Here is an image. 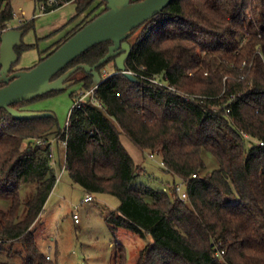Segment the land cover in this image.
<instances>
[{
  "label": "trees",
  "instance_id": "16d2710c",
  "mask_svg": "<svg viewBox=\"0 0 264 264\" xmlns=\"http://www.w3.org/2000/svg\"><path fill=\"white\" fill-rule=\"evenodd\" d=\"M71 2L74 18L102 9L53 44L38 63L106 11L101 0H58L45 13ZM12 18L11 1L0 0V32ZM125 41L130 45L126 71L141 83L116 73L114 58L109 59L96 69L100 75L106 65L114 69L101 76L94 92L97 104L87 100L73 111L67 132L55 118L21 121L0 109V199L10 203L0 210V257L19 244L23 264H56L37 250L31 234L56 184L49 158V140L55 139L56 146L66 140L63 166L73 184L87 195L119 200L104 219L111 233L121 228L151 239L136 264H264V0H174ZM34 46L21 44L14 51L19 57ZM109 46H93L54 79L77 65L93 66ZM153 78L165 86L152 83ZM68 81L88 91L92 76L80 69ZM60 92L11 107L24 110ZM185 96L194 98L186 101ZM121 135L142 153L160 158L164 171L182 183L185 202L174 181L167 192L132 188L140 168ZM39 139L41 146L35 144ZM204 152L218 169L201 176ZM30 184L35 191L22 202L21 188ZM114 263L126 264L119 244Z\"/></svg>",
  "mask_w": 264,
  "mask_h": 264
},
{
  "label": "rangeland",
  "instance_id": "374dc122",
  "mask_svg": "<svg viewBox=\"0 0 264 264\" xmlns=\"http://www.w3.org/2000/svg\"><path fill=\"white\" fill-rule=\"evenodd\" d=\"M13 18L7 23V29H18L25 24L31 27L21 36V44L35 45L32 49L24 51L18 57L14 68L29 70L34 67L40 57L58 40L61 41L83 21L91 19L101 9L95 10L86 17V14L74 18L76 15L75 3L71 2L62 7L43 13L34 0H10ZM96 2L94 6L97 4ZM67 24L63 27L64 23ZM68 25V26H67ZM69 26L70 29H65ZM63 27V28H62ZM61 29V30H58ZM104 74H112V65H106ZM58 78V77H57ZM80 90V85H70L58 94L33 101L24 110L32 112H48L53 115L57 127L62 130L67 120L68 112ZM71 93L74 100H71ZM123 147L132 160L140 168L139 177L132 182V188L141 186L153 190L168 191L173 181L179 182L167 174L160 166V158H150L147 153L138 150L131 141L121 135ZM249 141V140H248ZM255 143V141L249 142ZM248 143V146L250 145ZM53 153L57 165H53L55 176L61 173L59 181L55 184L38 219L32 226L31 234L37 250L51 262L56 264H115V245L123 247L126 256V264H136L139 252L152 242L149 237L142 239L128 231L118 228L114 233L106 226L104 219L119 206V200L110 195L92 194L91 202L82 201L86 193L73 184L68 173L61 168L65 160V151L59 144H53ZM205 169L201 176L218 169L216 160L208 153L202 154ZM35 185L30 184L21 188L20 199L25 201L32 197ZM144 201L149 203L148 198ZM9 201L0 199V210L9 208ZM78 206L77 209L75 207ZM23 211L20 208L19 214ZM76 213L79 223L75 224L72 214ZM11 252H3L0 260L9 264H23L24 255L22 247L14 244Z\"/></svg>",
  "mask_w": 264,
  "mask_h": 264
},
{
  "label": "water",
  "instance_id": "95a60500",
  "mask_svg": "<svg viewBox=\"0 0 264 264\" xmlns=\"http://www.w3.org/2000/svg\"><path fill=\"white\" fill-rule=\"evenodd\" d=\"M106 4V11L82 27L68 40L62 43L51 55L29 70H15L18 56L14 49L21 45L22 30L7 29L0 35V109L5 110L14 119L30 121L54 118L48 112L15 110L11 106L30 101L53 91H63L71 85L68 79L78 70L92 76L91 88L102 82L97 68L114 58L117 72L130 82L141 81L126 71L125 61L130 53V45L125 41L131 31L158 15L174 0H101ZM110 43L107 54L93 66L77 65L58 78L54 77L69 63L95 45Z\"/></svg>",
  "mask_w": 264,
  "mask_h": 264
},
{
  "label": "built area",
  "instance_id": "2783aa9c",
  "mask_svg": "<svg viewBox=\"0 0 264 264\" xmlns=\"http://www.w3.org/2000/svg\"><path fill=\"white\" fill-rule=\"evenodd\" d=\"M58 0H47L46 2L44 3H39L37 4V6L39 7V10L42 11L43 13H45V10H46V7L48 6H52L53 4H56ZM65 4H68V3H65ZM63 4V5H65ZM7 30V29H6ZM5 31V30H4ZM4 31H1L0 33L2 34ZM257 54L262 57L261 55V50L258 49L257 51ZM130 73V72H129ZM132 74V73H131ZM106 74H104L103 76H105ZM134 76H136L135 74H133ZM137 77V76H136ZM152 83L156 84V85H159V86H165L164 83L160 82L159 81V78H153L152 80ZM97 89V87L95 88H91L90 90L88 91H79L77 96H76V99L75 101L73 102L72 104V107L71 109L69 110L68 112V116H67V120L65 122V126L64 128L62 129V132H67V128H68V125H69V117L71 115V113L75 110H79L81 109L82 107L85 106V103L87 100H90L91 103L93 104H97V101L96 99L94 98V92L95 90ZM172 90V89H170ZM174 91V90H172ZM194 96H185L184 99L186 101H189L191 99H193ZM228 112V110H227ZM244 137L247 139V140H250V138L247 136V135H244ZM55 143V139H50L49 140V144H50V155H49V158H50V166H53L55 165V158H54V153H53V144ZM35 144L38 145V146H41L43 144V141L41 139L39 140H36L35 141ZM60 145H61V148H63V150L65 151V147H66V140L64 141H61L60 142ZM259 145H262V143H260ZM150 158H153L152 155H149ZM160 166L163 167L162 163L160 162ZM64 170V166L61 168V172ZM61 176V173L60 175L58 176V178L56 177V183L59 181V178ZM193 178H195L196 176L193 175L192 176ZM175 192L176 194L178 195V198L180 199V201L182 202H185L186 200V193L184 191V188H183V185L182 183H178L175 185ZM93 200L92 196L91 195H88L86 196V199H85V202H91ZM78 206L75 207V209H77ZM72 219L74 221L75 224H78L79 223V218H78V215L76 213H74L72 215ZM46 259H48V257H46Z\"/></svg>",
  "mask_w": 264,
  "mask_h": 264
},
{
  "label": "crops",
  "instance_id": "0c3cea01",
  "mask_svg": "<svg viewBox=\"0 0 264 264\" xmlns=\"http://www.w3.org/2000/svg\"><path fill=\"white\" fill-rule=\"evenodd\" d=\"M53 12H54V11H53ZM66 24H67V22L64 23L63 27H64ZM67 26H68V25H67ZM67 26H66L65 29H70L71 26H69V27H67ZM63 27H62V28H63ZM58 30H61V29H58ZM59 39H60V38H59ZM59 39H58V40H59ZM58 40H57L56 42H58ZM56 42H55V43H56ZM53 44H54V43H53ZM14 70H24V69L14 68ZM86 196H88V195H86ZM85 199H86V197H85L82 201L85 202ZM72 215H73V214H72Z\"/></svg>",
  "mask_w": 264,
  "mask_h": 264
}]
</instances>
